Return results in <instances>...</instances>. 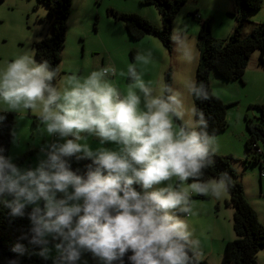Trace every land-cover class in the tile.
<instances>
[{
	"label": "clouds",
	"instance_id": "clouds-1",
	"mask_svg": "<svg viewBox=\"0 0 264 264\" xmlns=\"http://www.w3.org/2000/svg\"><path fill=\"white\" fill-rule=\"evenodd\" d=\"M169 40L178 66L198 58L182 28ZM150 58V51L137 52L125 68L105 64L86 75L61 76L27 51L0 65V113L35 111L41 131L57 138L34 168L18 166L0 149V204L13 217L27 215L31 227L21 239L40 246L45 261L87 264L82 258L91 253L99 264H125L126 255L128 264H200L187 219L192 194L220 199L232 178L224 172L203 179L219 143L191 101L208 100V86L181 79L170 65L146 79L141 65ZM117 76L126 77V87ZM90 137L100 146L93 148ZM71 158L90 161L84 174ZM12 250L28 252L21 242Z\"/></svg>",
	"mask_w": 264,
	"mask_h": 264
},
{
	"label": "rangeland",
	"instance_id": "rangeland-1",
	"mask_svg": "<svg viewBox=\"0 0 264 264\" xmlns=\"http://www.w3.org/2000/svg\"><path fill=\"white\" fill-rule=\"evenodd\" d=\"M8 1L5 0L4 3ZM12 5L0 6V65L6 64L25 51L32 54L34 50L35 53L34 41L50 34L49 9L45 3L40 0H16ZM111 8L120 12L141 13L158 27L163 26L156 5L145 4L142 0H73L67 38L62 50L61 76L73 72L86 75L94 68L105 64H113L122 69L128 63L134 62L133 53L135 55L137 52L150 51L151 58L146 64L141 65L147 73L146 79H155L162 69L170 65L172 69L177 70V75L181 79L187 76L197 81L196 71L200 60L198 36L202 20L213 19L212 35L227 38L236 25L238 0H188L180 8L174 19L173 29L180 27L186 31L198 53V58L187 66H178L172 49H168L154 33H148L141 39H134L125 23L112 14ZM249 19L251 22L244 28L245 35L264 21V0L260 9L250 11ZM258 54L259 50L252 54L244 80L224 79L215 70L211 72L210 80L213 93L228 104L229 127L214 134L219 143L218 153L233 155V165L245 187L247 197L264 222L261 167L259 163L248 161L249 152L246 147L248 131L245 120L246 114H249L264 127L262 111L259 109L264 105V67L256 65ZM114 79L121 87L128 84L126 77L117 76ZM191 102L194 103V99ZM15 113L17 121L8 156H11L20 167L34 168L44 158L48 145L57 138L41 131L40 121L36 122L39 120L37 112ZM88 142L93 148L100 146L99 138L90 137ZM105 146L117 147L111 143ZM262 178L264 182V175ZM228 199L229 190L220 199L198 193L192 194V214L187 219L194 230L195 238L199 241L201 260H207L210 264H224L226 243L236 237L233 225L235 208L226 205L225 201ZM38 251L39 248H36L32 253L37 255ZM56 255L57 252L52 247V256ZM82 259L87 260V264H99L91 253H85ZM48 261L52 264L51 259ZM256 264H264V246L258 252Z\"/></svg>",
	"mask_w": 264,
	"mask_h": 264
},
{
	"label": "trees",
	"instance_id": "trees-1",
	"mask_svg": "<svg viewBox=\"0 0 264 264\" xmlns=\"http://www.w3.org/2000/svg\"><path fill=\"white\" fill-rule=\"evenodd\" d=\"M5 0H0L2 3ZM48 6V21L50 34L34 41L35 57L40 62L47 60L53 68H57L61 74V62L63 59L62 50L65 46L68 19L70 17L73 0H40ZM188 0H142L145 4H154L158 8L163 26L160 28L153 24L148 17L137 12H120L113 8L112 14L125 23V26L134 39H141L148 33H154L168 49H172L169 35L173 31L174 19L180 8ZM263 0H238V8L235 13L236 25L227 38H217L212 35L213 19L202 20V28L198 36L200 48V60L197 66V82H203L208 86V100H194L198 108L204 111L209 121L208 131L216 134L229 127L227 118V107L222 98L215 95L211 87V72L215 70L221 77L227 80H244V74L250 63L251 56L259 50L258 64L264 67V21L258 23L248 34H244V28L251 22L249 13L251 10L260 9ZM133 53V58H134ZM264 120V105H262ZM5 119L0 121V149L8 156L12 144L13 129L17 121V115L13 111L3 112ZM246 127L248 138L246 147L248 150V161L259 163L261 171L264 170V127L255 119L246 114ZM38 123L39 120H36ZM33 153V151H30ZM232 154H219L214 157V163L205 170L203 179L219 177L227 172L231 178L229 187L230 199L226 205H232L234 211V230L236 237L226 243L224 264H256L257 255L264 246V222L260 219L259 213L247 197L245 187L239 179L237 169L233 165ZM88 160L71 158V165L80 174L86 172ZM191 181V180H190ZM30 210V209H29ZM31 227L27 215L13 217L10 210L0 204V264H7L8 259L18 258L20 264H50L40 256L32 253L34 246L28 240L21 239ZM21 242L25 244L28 252L23 256L14 252L13 246ZM130 254V253H129ZM125 264H128L127 255ZM200 264H210L207 260H200Z\"/></svg>",
	"mask_w": 264,
	"mask_h": 264
},
{
	"label": "crops",
	"instance_id": "crops-1",
	"mask_svg": "<svg viewBox=\"0 0 264 264\" xmlns=\"http://www.w3.org/2000/svg\"><path fill=\"white\" fill-rule=\"evenodd\" d=\"M15 2H16V0H9L8 2H6V3H4V1L2 2V3H0V6L1 5H3V4H5V5H7L8 7H10V6H13L12 4H15ZM33 53H34V50H33ZM32 53V54H33ZM31 54V55H32ZM253 56V55H252ZM252 56H251V58H252ZM257 57V60H256V65H259L258 64V58H259V54L256 56ZM34 59L37 61V59H36V57H35V53H34ZM251 61V60H250ZM263 176H261V182H262V187H261V191H262V189H264V182L262 181L263 180V178H262ZM256 208V207H255Z\"/></svg>",
	"mask_w": 264,
	"mask_h": 264
},
{
	"label": "water",
	"instance_id": "water-1",
	"mask_svg": "<svg viewBox=\"0 0 264 264\" xmlns=\"http://www.w3.org/2000/svg\"><path fill=\"white\" fill-rule=\"evenodd\" d=\"M259 109H260V111H262V114H263V108H262V107H260Z\"/></svg>",
	"mask_w": 264,
	"mask_h": 264
},
{
	"label": "built area",
	"instance_id": "built-area-1",
	"mask_svg": "<svg viewBox=\"0 0 264 264\" xmlns=\"http://www.w3.org/2000/svg\"><path fill=\"white\" fill-rule=\"evenodd\" d=\"M262 175H264V171L262 172Z\"/></svg>",
	"mask_w": 264,
	"mask_h": 264
}]
</instances>
